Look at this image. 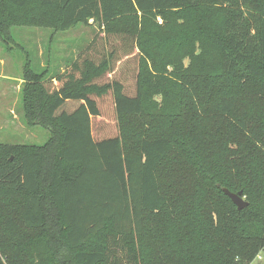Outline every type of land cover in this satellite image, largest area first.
<instances>
[{"label":"trees","instance_id":"1","mask_svg":"<svg viewBox=\"0 0 264 264\" xmlns=\"http://www.w3.org/2000/svg\"><path fill=\"white\" fill-rule=\"evenodd\" d=\"M179 12L191 32L145 27L161 18L168 31L185 22ZM94 24L109 40L96 35L64 73L42 80L24 67L30 116L50 138L0 145V264H252L264 249V0H0V37L12 42L15 27ZM151 35L176 53L168 76L149 67ZM136 51L134 80H108ZM196 77L230 85L201 109L215 127L174 142L154 99L188 97L182 80ZM108 115L117 134L103 129ZM129 117L148 126L126 136Z\"/></svg>","mask_w":264,"mask_h":264},{"label":"rangeland","instance_id":"2","mask_svg":"<svg viewBox=\"0 0 264 264\" xmlns=\"http://www.w3.org/2000/svg\"><path fill=\"white\" fill-rule=\"evenodd\" d=\"M179 15L185 19V22H174L168 31V26L161 18L146 17L145 27L148 31L154 29L157 31L158 27H162L164 30L161 32H166L167 35H170L171 32L179 34L191 32L195 20L190 16V12H179ZM160 21L163 22V26H160ZM139 22L140 29L141 21ZM109 29L117 30L123 28L113 23L109 26ZM105 30L107 29L100 28L96 24L90 26L78 25L67 32L25 26L13 28L14 42L4 36L0 37V145H44L50 138L49 131L42 127L33 116H30L31 112L26 103V92L31 82L24 80L25 65L29 63L34 74L42 75V80H49L58 73H64L67 67L71 66L72 61L77 59L87 47H90L96 35L105 41L109 40L103 33ZM154 33L156 34L157 32ZM149 37L150 35L148 34L144 36L146 38L144 42ZM151 40L154 42L152 44L154 46L153 51L157 53V58L156 65L152 64L149 67L156 75L168 76L172 71V65L169 64L168 58L173 56V53H176L171 48H168V44L165 47L161 46L164 44L161 38L154 40L153 35H151ZM112 41L114 39H110V42ZM101 46V44L97 46L99 52L101 51ZM106 48L107 50L110 49L109 46ZM118 62L115 66L117 68L116 75L112 74V78L109 76L107 79L112 80L123 74L134 80L138 71L137 51L129 56L122 57V60ZM45 70H49L50 74L42 73ZM207 79L208 81H206ZM182 83L183 90L188 97L180 100L173 96L172 100L164 106L161 105L163 103L161 96H157L154 99V103H157L160 110L164 108L162 111L163 115L156 114V120L161 128V135L168 136L174 142L189 139L199 128L212 129L215 127L212 123L206 121L201 109L209 101L212 103L218 101L224 93L222 90H226L229 84L207 77L190 78L186 81L182 80ZM195 89H197L198 94L197 101L196 98L191 99L192 91H195ZM178 105H181V110L174 115ZM106 110L109 111V108ZM180 112L181 116L177 117ZM108 116L107 123L103 126V129L107 135L117 134L114 117L113 115ZM129 126L133 127L129 128ZM147 126L145 121L140 118L129 117L124 126V132L128 136V130L133 134L137 129ZM213 158L222 159L220 149L214 153ZM144 254H147V252ZM252 264H264V249Z\"/></svg>","mask_w":264,"mask_h":264},{"label":"water","instance_id":"3","mask_svg":"<svg viewBox=\"0 0 264 264\" xmlns=\"http://www.w3.org/2000/svg\"><path fill=\"white\" fill-rule=\"evenodd\" d=\"M226 195H228L237 208L241 211L248 206V203L243 198V193L239 192L238 194L230 192L228 189H223Z\"/></svg>","mask_w":264,"mask_h":264},{"label":"built area","instance_id":"4","mask_svg":"<svg viewBox=\"0 0 264 264\" xmlns=\"http://www.w3.org/2000/svg\"><path fill=\"white\" fill-rule=\"evenodd\" d=\"M160 23H162V21H160Z\"/></svg>","mask_w":264,"mask_h":264}]
</instances>
